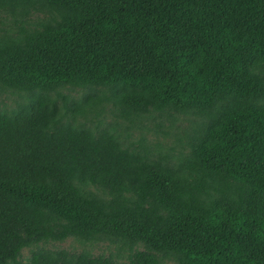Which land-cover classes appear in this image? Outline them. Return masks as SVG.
Segmentation results:
<instances>
[{"label":"trees","instance_id":"obj_1","mask_svg":"<svg viewBox=\"0 0 264 264\" xmlns=\"http://www.w3.org/2000/svg\"><path fill=\"white\" fill-rule=\"evenodd\" d=\"M32 10L50 17L27 20ZM23 18L0 33V264L118 262L22 248L109 234L172 252L178 264H264V0H0ZM56 83L108 88L126 116L175 107L203 118L177 161L125 146Z\"/></svg>","mask_w":264,"mask_h":264},{"label":"rangeland","instance_id":"obj_2","mask_svg":"<svg viewBox=\"0 0 264 264\" xmlns=\"http://www.w3.org/2000/svg\"><path fill=\"white\" fill-rule=\"evenodd\" d=\"M27 20L38 22L50 17L48 11L32 10ZM23 18L17 14L13 17L5 12L0 13V33L19 34ZM51 94L60 104L65 98L70 104H80L83 111L71 123L94 130L111 128L125 146L147 149L156 157H165L177 161L193 148V141L198 137L203 118L193 110H181L166 107L162 110L151 109L126 116L122 106L112 98L111 91L103 86H74L69 83H56ZM28 94L23 91L8 89L0 92V110L12 111L25 103ZM38 248L48 250L66 249L72 252H88L93 255H104L118 262L128 260L135 249H148L155 252L162 264H178L172 252L162 247H153L143 241H131L125 238L96 234L91 237L71 236L64 240H46L22 248L18 259L26 262L32 251Z\"/></svg>","mask_w":264,"mask_h":264}]
</instances>
